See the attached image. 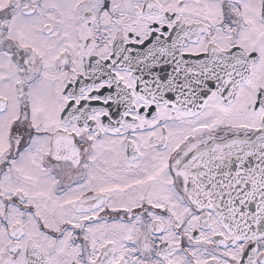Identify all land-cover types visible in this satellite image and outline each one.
<instances>
[{"label": "snow or ice", "instance_id": "snow-or-ice-1", "mask_svg": "<svg viewBox=\"0 0 264 264\" xmlns=\"http://www.w3.org/2000/svg\"><path fill=\"white\" fill-rule=\"evenodd\" d=\"M0 264H264V0H0Z\"/></svg>", "mask_w": 264, "mask_h": 264}]
</instances>
